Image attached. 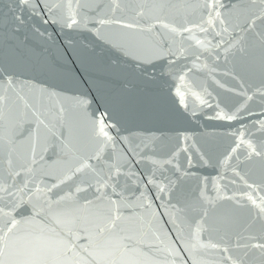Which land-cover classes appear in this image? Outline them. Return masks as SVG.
Here are the masks:
<instances>
[{
    "label": "water",
    "instance_id": "1",
    "mask_svg": "<svg viewBox=\"0 0 264 264\" xmlns=\"http://www.w3.org/2000/svg\"><path fill=\"white\" fill-rule=\"evenodd\" d=\"M58 2L0 0V111L5 116L0 136L5 144L20 137L14 147L20 162L37 143L43 157L38 171L54 178L98 152L91 121L94 112L99 115L107 107L116 127L109 129L114 142L106 146L104 162H117L135 172L132 187L138 186L147 196L144 204L151 205L138 203L134 211L124 213L131 216L123 227L133 237L132 255L96 261L81 242L74 264H223L218 251L201 245L236 233L264 234V221L256 219V209L246 200L238 207L234 200L218 199H239L250 191L249 183L262 186L257 194L264 195V161L253 159L237 169V161L246 156L241 149L223 163L242 132L246 140L264 145V132L259 130L264 121V48L254 34H247L246 55L226 54L221 48L201 55L199 61H180L174 71L184 74L181 81L166 74L165 61L141 64L135 57L151 58L165 42L171 44V36L160 25L196 19V0L192 8L180 12L171 7L154 9L140 25H155L150 32L117 33L109 26L101 29L104 39L94 35L98 26L93 23L79 30H61L50 20L45 23L46 5ZM171 2L179 6L178 0ZM89 6H94L91 0ZM62 13L63 9L57 10L56 18ZM230 22L237 38L245 35L243 16L233 15ZM260 30L264 31V23ZM77 99L89 103L80 107ZM218 113L237 118L216 119ZM3 154L6 159L7 151ZM169 159L172 163H163ZM236 171L239 175H234ZM153 178L165 192L148 183ZM69 187L73 185L62 186L63 192ZM202 194L204 201L199 199ZM83 218L92 219L86 213ZM194 221L203 225V231L193 238ZM36 226L64 238L71 218L50 214L38 219ZM174 250L179 251L175 257L170 255ZM248 264L264 260L251 258Z\"/></svg>",
    "mask_w": 264,
    "mask_h": 264
},
{
    "label": "snow or ice",
    "instance_id": "2",
    "mask_svg": "<svg viewBox=\"0 0 264 264\" xmlns=\"http://www.w3.org/2000/svg\"><path fill=\"white\" fill-rule=\"evenodd\" d=\"M24 2L27 3L28 0ZM91 2L94 6H89V0H59L58 3L46 5L48 18L44 22L48 23L50 20L61 30L87 29L89 23H93L98 26L94 35L104 39L101 29L109 26L117 33H132L137 29L152 31L155 25L146 28H140V25L146 18H150L154 9L171 7L180 12L182 9L192 8V0H178L179 6L171 0ZM247 5H254L255 9ZM196 8L199 9L196 19L189 18L182 22H165L160 25L171 36V44L165 42L151 58L137 56L135 59L141 64H150L153 60L165 61L169 69L166 74L183 81L184 74L174 71L175 66L182 60L194 58L199 61L201 55L221 48L226 54L246 55L249 33L254 34L256 42L264 48V31L260 30V24L264 23V0H247V3L246 0H196ZM59 9H63V13L57 19L56 11ZM82 12L85 13L83 16ZM126 12L130 14L125 15ZM233 15L243 16L245 20L241 26L245 35L238 38L230 22ZM143 71L147 73L146 68ZM261 94L264 95V92ZM0 102H3L2 97ZM75 103L85 107L89 101L77 99ZM215 118L232 121L237 116L218 113ZM4 119V113L0 111V123ZM114 127L116 122L109 108L106 107L99 115L94 112L91 131L99 146L98 152L87 161L68 166L61 175L54 178L38 171L43 157L39 155L37 143L32 144L31 155L25 156L23 162H20L14 152L15 141L20 137L13 136L9 144H5L0 136V264H74L76 248L81 242L84 243V251L91 249L88 255L96 261H103L109 255L123 257L135 252L133 237L123 227L124 221L131 219V216H125L124 213L134 211L138 203L141 207L150 208L151 205L144 204L147 196L138 186L132 187L135 172L130 168L126 171V166L117 162H104V150L109 143L114 142L109 129ZM259 130L264 132V121L259 122ZM36 135L38 137V130ZM244 137L242 132L223 163L227 164L241 149L246 151V156L244 160L237 161V169L241 163L251 162L253 159L264 161V145H257ZM5 151L8 153L6 159L3 154ZM93 159L95 164L92 163ZM150 162L155 167L160 166V162ZM163 163L170 164L172 161L169 159ZM234 175H239V171ZM148 183L162 193L166 191L165 187L155 184V178ZM69 184L73 187H69L68 192H63L62 186ZM246 186L250 191L245 192L239 199H218L234 200L238 207H243L246 200L248 205L256 209V219L264 221V195L257 194L262 186L253 187L250 183ZM89 192L92 194L91 198L80 195ZM135 192H139V196H130ZM199 199L204 201L206 198L202 194ZM85 213L92 219H84ZM50 214L71 218V226L64 238L59 233L51 234L43 227L36 226L38 219H45ZM194 223L196 228L192 233L193 238L203 231L200 222ZM201 247L218 251L223 264H248L251 258L256 257L264 260V234L236 233L234 237L230 236L226 240L222 238ZM184 250H188L187 243ZM178 254V250L170 253L174 257Z\"/></svg>",
    "mask_w": 264,
    "mask_h": 264
}]
</instances>
